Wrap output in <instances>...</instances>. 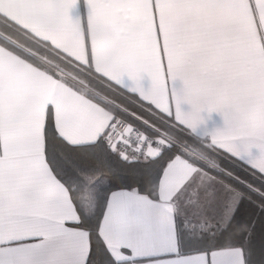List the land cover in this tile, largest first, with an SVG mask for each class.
Wrapping results in <instances>:
<instances>
[{"label": "snow or ice", "instance_id": "1", "mask_svg": "<svg viewBox=\"0 0 264 264\" xmlns=\"http://www.w3.org/2000/svg\"><path fill=\"white\" fill-rule=\"evenodd\" d=\"M76 4L0 0V264H264V0Z\"/></svg>", "mask_w": 264, "mask_h": 264}, {"label": "crops", "instance_id": "2", "mask_svg": "<svg viewBox=\"0 0 264 264\" xmlns=\"http://www.w3.org/2000/svg\"><path fill=\"white\" fill-rule=\"evenodd\" d=\"M86 11L87 9H86L85 0H77L76 6L70 9V15L73 18L77 16H84L86 15ZM176 87H180L179 81L176 82ZM182 107L187 108V105H182ZM204 115L206 117V122L209 127L221 125L223 122V119L219 113H216V112H213L211 114L204 113Z\"/></svg>", "mask_w": 264, "mask_h": 264}]
</instances>
